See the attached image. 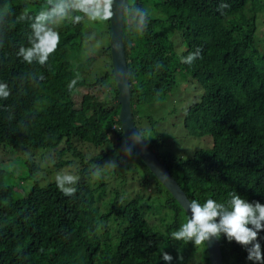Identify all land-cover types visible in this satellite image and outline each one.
Listing matches in <instances>:
<instances>
[{"label": "trees", "instance_id": "1", "mask_svg": "<svg viewBox=\"0 0 264 264\" xmlns=\"http://www.w3.org/2000/svg\"><path fill=\"white\" fill-rule=\"evenodd\" d=\"M251 1L158 0L152 5L130 0L150 7L143 35L129 32L123 18L131 113L142 136L150 120L144 113L178 84H196L201 95L186 109L185 124L197 137H211V149L184 159L168 150L153 128L150 141L143 137L189 201L211 198L224 203L236 192L249 202L264 204V54L255 46L256 19L245 10ZM221 2L229 5L223 14L217 10ZM48 8V0H0V82L11 91L7 99H0V146L11 150L62 146L55 167L70 164L66 154L78 157L79 180L76 192L66 196L45 174L35 181L40 168L29 159L23 168L33 182L22 195L13 186L0 185V264H209L205 243L170 239L187 214L133 150L129 157L149 173L153 195L122 204L115 194L109 208L100 210L96 188L90 184L92 166L114 155L117 172L129 161L121 151L126 138L118 118L109 45L103 49L109 70L91 79L95 58L72 62V55L81 50L87 18L75 24L65 20L56 26L60 40L47 63H25L16 55L19 46H28L31 35V21L23 17L34 18ZM197 48L200 58L191 64L181 62ZM158 61L163 64L160 70L155 68ZM106 81L115 86L111 102L99 97ZM141 120L146 121L144 127ZM93 148L102 151L91 156L88 150ZM153 205L162 209L159 218L148 215ZM258 241L264 252V230ZM218 243L223 264H254L243 246L223 234ZM162 249L173 257L171 262L161 258ZM178 250L182 259H177Z\"/></svg>", "mask_w": 264, "mask_h": 264}, {"label": "rangeland", "instance_id": "2", "mask_svg": "<svg viewBox=\"0 0 264 264\" xmlns=\"http://www.w3.org/2000/svg\"><path fill=\"white\" fill-rule=\"evenodd\" d=\"M147 1L152 5L158 2V0ZM247 8L249 17L254 16L256 19L257 33L255 36V46L258 51L260 50V54H264V0H253L247 4L245 10ZM174 39L180 45L179 37L175 36ZM107 45H109L108 20L92 21L86 19L84 41L82 42L81 50L72 55V62L77 59L83 61L90 57L95 58V62L90 69V78H96L109 70L107 55L103 53V49ZM185 84L184 86L178 84L176 89L164 101L148 108L144 113V117L146 116L150 120L147 122L141 120L140 126L144 127L145 122L148 125L147 134L143 131V137L146 140L150 141L153 138L152 134L157 133L165 142L164 145L168 150L184 159H188L197 150L211 149L212 139L209 136L197 137L192 131L188 130L185 124L186 109L191 104L198 102L201 96L194 89L196 88V84L189 83L188 87H186L187 82ZM114 88L113 81H106L104 86L100 90L98 89L100 91L99 97L107 102H111L115 94ZM79 99V96L76 97L77 101ZM152 128L154 133L151 130ZM60 147L62 146L56 149L30 150V148H19L18 150H11L0 146V185L13 186L14 191L18 192V196L22 195L33 182V180L26 179V171L23 168V164L29 159L35 161L40 168L34 177L35 181L39 182L42 174H45L47 179L51 181H56L58 174L70 173L75 175L81 168V165L78 162V157L74 155H65L64 159L70 161L69 165L59 169L55 167L58 156L57 151ZM100 151L102 150L99 148L88 150L91 156H95ZM85 158L89 159L88 156H85ZM125 158L129 161L126 162L125 166L122 165L121 170L114 172V168L104 166L101 169L99 178H94L93 175L91 176L90 184L93 188H96L95 197L99 199L98 205L102 211L109 208L114 200L115 194H118L119 201L123 204L129 200L139 199V197L153 195L154 193L155 187L150 179V172L148 173L147 170L141 167L140 163L134 158H130L129 156H125ZM110 160L114 161V155L106 159L100 166H103ZM145 180L150 181V183L144 185ZM163 200L164 197L161 202ZM161 212V207L153 205L148 215L152 213V215L159 218ZM158 218L151 217L150 220L154 225L163 228ZM111 232H114V228L111 229Z\"/></svg>", "mask_w": 264, "mask_h": 264}, {"label": "clouds", "instance_id": "3", "mask_svg": "<svg viewBox=\"0 0 264 264\" xmlns=\"http://www.w3.org/2000/svg\"><path fill=\"white\" fill-rule=\"evenodd\" d=\"M117 2L120 5V14L127 22L129 32L143 35L149 24L150 11L130 0H48L50 8L40 11L34 18L23 17L31 21V35L28 37V46H19L16 55L27 64L35 62L45 65L60 40L56 26L65 20H71L75 24L85 18L92 21L111 19L115 14L113 9ZM228 7L227 3L221 2L217 10L223 14V10ZM5 15H7V10ZM200 54L201 49L197 48L187 56L181 57V62L191 64L200 58ZM155 68L162 69V62H156ZM128 75L131 77L130 72ZM75 83V80L70 82L69 87H73ZM10 94L8 85L0 82V99H7ZM142 139H144L142 134L134 128L122 146L123 154L131 156L133 146ZM104 166L117 167L116 163L111 160L103 166L94 164L92 166L94 178H99ZM78 180L77 175L63 173L57 175L56 184L64 195L72 196L76 192L74 185ZM185 211L186 221L170 234V239L204 245L205 241L210 238L214 237L218 240L223 234L229 242L235 241L246 249L247 259L252 260L254 264H264V252L258 241V233L264 230V204L259 201L249 202L236 192H231L229 199L224 203L211 198L203 203L195 199L188 201ZM160 256L165 262H171L173 259L163 249L160 251ZM177 259H182L179 256V250Z\"/></svg>", "mask_w": 264, "mask_h": 264}, {"label": "water", "instance_id": "4", "mask_svg": "<svg viewBox=\"0 0 264 264\" xmlns=\"http://www.w3.org/2000/svg\"><path fill=\"white\" fill-rule=\"evenodd\" d=\"M114 16L109 19L110 38L109 49L111 67L117 89V101L120 105L119 121L121 130L127 138L129 134L137 129L131 113V99L129 76L126 62V55L123 44V18L120 14L119 2L114 6ZM135 155L144 163L149 172L164 186V188L178 202L185 211L189 199L182 191L178 183L173 179L166 168L161 164L156 154L150 150L144 139L133 146ZM186 213V211H185ZM187 214V213H186ZM209 264H223L220 245L216 238L205 241Z\"/></svg>", "mask_w": 264, "mask_h": 264}]
</instances>
